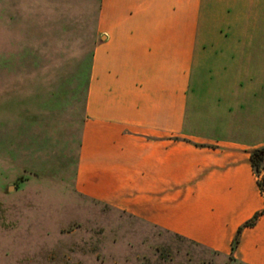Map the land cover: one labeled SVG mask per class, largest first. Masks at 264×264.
Returning <instances> with one entry per match:
<instances>
[{
	"label": "crops",
	"instance_id": "0c3cea01",
	"mask_svg": "<svg viewBox=\"0 0 264 264\" xmlns=\"http://www.w3.org/2000/svg\"><path fill=\"white\" fill-rule=\"evenodd\" d=\"M98 32L80 193L264 264V215L232 252L264 210L251 165L264 138V0H99Z\"/></svg>",
	"mask_w": 264,
	"mask_h": 264
},
{
	"label": "rangeland",
	"instance_id": "374dc122",
	"mask_svg": "<svg viewBox=\"0 0 264 264\" xmlns=\"http://www.w3.org/2000/svg\"><path fill=\"white\" fill-rule=\"evenodd\" d=\"M98 13L99 0H0V264H241L78 190Z\"/></svg>",
	"mask_w": 264,
	"mask_h": 264
},
{
	"label": "trees",
	"instance_id": "16d2710c",
	"mask_svg": "<svg viewBox=\"0 0 264 264\" xmlns=\"http://www.w3.org/2000/svg\"><path fill=\"white\" fill-rule=\"evenodd\" d=\"M251 165H252L253 171H254L255 175L257 176V179H258V187L261 191V194L264 197V176H261V177L259 176V173L261 171H264V149L255 150L251 153ZM263 215H264V210L261 211L260 213L256 214L249 222H247L242 228H240L236 238L234 239V241L232 243V252H234L235 249L239 245V238H240V234H241L243 228L255 226L258 219L260 217H262ZM177 237H179V236H177ZM179 238H182V237H179ZM183 239H185V238H183ZM185 240H187V239H185ZM187 241H189V240H187Z\"/></svg>",
	"mask_w": 264,
	"mask_h": 264
}]
</instances>
